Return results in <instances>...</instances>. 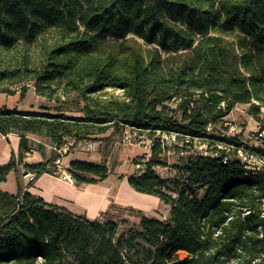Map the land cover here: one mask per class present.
Returning a JSON list of instances; mask_svg holds the SVG:
<instances>
[{"label":"trees","instance_id":"16d2710c","mask_svg":"<svg viewBox=\"0 0 264 264\" xmlns=\"http://www.w3.org/2000/svg\"><path fill=\"white\" fill-rule=\"evenodd\" d=\"M30 83L81 115L0 106V132L21 137L0 166V184L17 178L15 192L0 186V264H264V169L248 173L244 141L208 130L250 103L264 131V0H0V91L24 97ZM128 127L151 141L128 181L169 204L168 218L132 221L114 205L90 217L28 190L55 175L64 145ZM31 135L50 141L49 159L23 161ZM261 139L249 149L264 155ZM171 151L180 163L166 178L155 166ZM69 170L77 183L109 173L81 159Z\"/></svg>","mask_w":264,"mask_h":264},{"label":"rangeland","instance_id":"374dc122","mask_svg":"<svg viewBox=\"0 0 264 264\" xmlns=\"http://www.w3.org/2000/svg\"><path fill=\"white\" fill-rule=\"evenodd\" d=\"M21 88L22 86L14 87L15 93L13 94L0 91V106H18L20 110H41L42 107H50L52 111H55V109H66L68 114L81 115L78 111L79 104L72 103L66 98H61L58 102L54 99L41 96L37 94L32 83L28 84L24 97H22ZM115 92L120 93V90H116ZM250 106V103L236 104L224 121L216 125L215 132L223 139L234 136L238 138V141L245 140L252 143L253 147H258L260 144H257L254 139H251L250 135L258 133L260 130V121L250 112ZM260 117H263V113ZM231 125H235V131L231 130ZM112 131L113 129L111 128L107 132L97 135V138L92 140L95 143L93 148L83 145L65 154L63 157L65 173L62 172L58 176L53 175L60 180L75 185L81 194L90 192L102 194L105 197V203L96 212H90L79 199L80 196L72 199H62L63 201H54V203L64 205L76 213H86L91 217L99 216L111 205H114V211L116 213L122 216H128L132 221L139 220L138 211H141L142 214L160 219L168 218L171 207L169 204L161 201L157 196L145 194L148 197L145 200L147 202L146 207L117 199L119 188L125 184L132 187L128 181V177L132 174L141 173L144 170L143 165L137 164L134 158L150 153V140L146 139V137L142 138L140 131L131 129L130 127L120 131ZM126 134H131L130 141L125 139ZM145 136L147 135L145 134ZM31 139V145L33 146L31 152L37 151L44 156V160L49 159L54 151L50 141L44 136L37 135H31ZM72 159L105 164L109 168L108 176L97 183H77L69 170ZM179 163V158L171 151L167 153V163L156 165L155 169L161 176L171 178L176 175V166ZM66 174H69L70 177H66ZM25 177V174L22 175L23 182H26L28 185L30 179ZM41 183V189L44 192L46 191L47 194L67 192L64 187L58 184H52L45 179L41 180ZM0 186L6 191L15 192L17 180L9 176ZM128 208H132L133 210L131 211ZM186 256L187 254L185 252H180L181 258H185Z\"/></svg>","mask_w":264,"mask_h":264},{"label":"crops","instance_id":"0c3cea01","mask_svg":"<svg viewBox=\"0 0 264 264\" xmlns=\"http://www.w3.org/2000/svg\"><path fill=\"white\" fill-rule=\"evenodd\" d=\"M20 141H21V137L18 134L11 133V134L5 136L0 132V166L9 162L12 151H14L16 153V155L19 154ZM23 161L28 162V163L40 162V161H44V156L41 155L37 151L27 152L24 155ZM21 172H23V168H22ZM9 176H12L17 180L16 173L14 171L10 172L8 177ZM19 178H20L21 186L26 187L27 183L23 182L22 175H20ZM43 179L49 181L52 184H58L61 187H64V189L67 190V192H57V193L53 192L51 194H47L46 191L44 192L41 189V186H42L41 180H43ZM3 183L4 182H2L1 184H3ZM28 190L33 192V193L41 195L44 199H46L47 201H50V202L72 199L74 197H79L81 195L80 190L75 185L70 184L66 181L60 180L59 178H57L51 174H48V173H45L42 176H40L37 179V181L35 182V184L33 186L29 187Z\"/></svg>","mask_w":264,"mask_h":264},{"label":"built area","instance_id":"2783aa9c","mask_svg":"<svg viewBox=\"0 0 264 264\" xmlns=\"http://www.w3.org/2000/svg\"><path fill=\"white\" fill-rule=\"evenodd\" d=\"M215 128L216 127L213 126V125H209L208 126V130H212L214 132H215ZM231 130L232 131L236 130L235 125H231ZM263 135H264V131L263 132H259L258 135H257V133L256 134L253 133L252 135H250V138L254 139L257 144H261V142H262L261 137ZM131 137H132L131 134H126L125 135V139L126 140L130 141ZM166 138L167 139L171 138V139L175 140L176 139V134L166 135ZM243 141H244V145L241 146V147H238L235 150V153H236L237 157L240 159L241 164L243 165L244 169L248 173H257V172L263 170L264 169V155H261V154L255 152V151L250 150L249 148L252 147V143H249V142H247L245 140H243ZM245 144L248 145V146H246ZM83 145L88 146L89 148H93L95 146V143L92 142V140L80 141L78 143H76L75 141H71L70 143L64 145L63 147H61L59 149V152L61 153V156L58 157L56 159V161H55V165L57 167V170L55 172L56 176H58L62 172L65 173V171H66L64 169L63 157H64L65 154H67L69 152V149L71 147H74V146L76 148V147H80V146H83ZM150 146H151V141H150ZM219 147L226 148V149L228 148V147H226L224 145H219ZM197 149L200 152H203L205 154H207L209 152L206 144L198 145ZM25 176L28 177L30 180H32V179H34L35 174L32 173V172H27L25 174ZM66 177H70V175L66 174Z\"/></svg>","mask_w":264,"mask_h":264},{"label":"bare ground","instance_id":"6f19581e","mask_svg":"<svg viewBox=\"0 0 264 264\" xmlns=\"http://www.w3.org/2000/svg\"><path fill=\"white\" fill-rule=\"evenodd\" d=\"M79 199L90 212H96L105 203V197L98 192L81 194ZM117 199L119 201L132 202L146 207L147 202L145 200L148 199V197L145 194L137 192L128 184H125L119 188L117 192Z\"/></svg>","mask_w":264,"mask_h":264}]
</instances>
